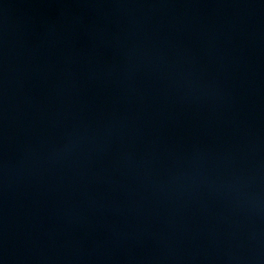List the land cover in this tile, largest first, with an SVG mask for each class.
I'll list each match as a JSON object with an SVG mask.
<instances>
[{
    "label": "water",
    "instance_id": "water-1",
    "mask_svg": "<svg viewBox=\"0 0 264 264\" xmlns=\"http://www.w3.org/2000/svg\"><path fill=\"white\" fill-rule=\"evenodd\" d=\"M0 264H264V0H0Z\"/></svg>",
    "mask_w": 264,
    "mask_h": 264
}]
</instances>
